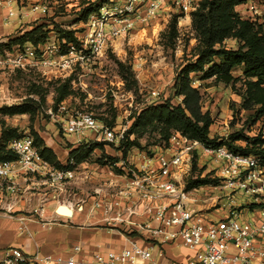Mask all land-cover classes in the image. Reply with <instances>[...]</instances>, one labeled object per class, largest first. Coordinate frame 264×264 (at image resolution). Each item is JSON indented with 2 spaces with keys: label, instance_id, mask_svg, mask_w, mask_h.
<instances>
[{
  "label": "built area",
  "instance_id": "2783aa9c",
  "mask_svg": "<svg viewBox=\"0 0 264 264\" xmlns=\"http://www.w3.org/2000/svg\"><path fill=\"white\" fill-rule=\"evenodd\" d=\"M201 1L100 0L81 34L74 31L76 43L60 41L55 33L38 45L16 42L26 31L0 38V70L38 71L48 81H66L77 74L78 65L90 73L105 58L109 44L138 24L155 20L166 7H176L190 17ZM262 1L247 0L238 12L260 21ZM0 11L4 26L23 28L45 18L50 9L42 0H0ZM47 113L68 136L91 134L93 143L108 145L125 138V129L109 127L91 112L72 111L66 101ZM9 149L16 158L0 163V198L27 191L25 185L37 177L48 178L53 185L75 178L73 170L52 167L30 136L13 139ZM198 149L213 163L216 182L188 190L182 179ZM139 157L137 165L127 169L123 162L116 163L121 169L110 178L108 193L96 191L105 201L102 211L98 214L92 207L88 213L97 226L119 232L125 246L98 245L89 257L81 245L68 256L28 254L12 247L3 252L0 264H264V166L259 157L226 146H206L180 132L172 133L163 150ZM239 192L253 199L246 211L234 207ZM38 208L31 213L44 219V206Z\"/></svg>",
  "mask_w": 264,
  "mask_h": 264
},
{
  "label": "rangeland",
  "instance_id": "374dc122",
  "mask_svg": "<svg viewBox=\"0 0 264 264\" xmlns=\"http://www.w3.org/2000/svg\"><path fill=\"white\" fill-rule=\"evenodd\" d=\"M42 1L50 9L45 18L25 24L23 28L15 24L6 26V32H0V38L30 31L38 25H44L48 35L55 33L61 36L63 33L60 30L77 31L80 35L87 16L99 8L100 0ZM164 10L167 11H162L155 20L138 24L134 31L109 44L105 58L94 64L83 79L86 87H73L70 84V94L64 98L70 110L91 112L109 127L125 129V133L134 127L130 140L137 141L138 145L129 147L126 155L124 149L119 148L120 144H104L102 148L88 138L73 153L67 151L73 145L69 139L74 136L66 137L60 124L47 113L48 108L56 105V91L63 81H48L38 71L0 70V87H3L4 97L0 99L1 109L10 105H25L27 109V113L21 115L3 113L0 115V126L16 128L19 137L30 136L34 141V133L48 132L56 142L54 151L57 160L47 161L56 170L75 172L74 179L55 185L48 178H35L36 182L30 181L25 185L28 190L24 192L30 197L38 199L39 203H51L53 208L74 209L88 216L89 210L94 207L99 214L105 201H102L103 196H97L96 191L102 195L108 193L110 178H114L121 169L116 163L123 162L127 169L137 165L139 154L150 157L165 148L167 133L171 135L176 128L149 118L147 123L138 124V117L151 106L167 101L173 105L182 103L183 98L176 94L175 84L180 69L193 59L198 33L192 15L185 17L176 7H166ZM175 17L178 18L176 22ZM225 45L236 49L238 42L227 39ZM233 74L236 78L242 77L241 70H235ZM202 76V73L192 74L191 85L200 91L202 112L211 114L212 138L230 141L240 134L245 146L263 135L264 119L254 124L251 118L254 111L240 109L245 92L242 82L238 81L232 87L215 83L213 78L203 80ZM54 133H57L56 137ZM52 140L49 141L53 144ZM213 167V163L199 149L195 150L188 173L183 176V185L190 186L203 178L213 179ZM234 200V207L241 211H246L247 203L253 201L240 192L234 195ZM223 202L228 203V200L224 199Z\"/></svg>",
  "mask_w": 264,
  "mask_h": 264
},
{
  "label": "trees",
  "instance_id": "16d2710c",
  "mask_svg": "<svg viewBox=\"0 0 264 264\" xmlns=\"http://www.w3.org/2000/svg\"><path fill=\"white\" fill-rule=\"evenodd\" d=\"M247 0H202L199 8L192 14L193 25L198 33V44L192 60H189L180 69L175 84L176 94L180 95L182 103L173 105L170 101L163 104L151 106L143 110L138 117L139 123H147V119L164 123L176 128L191 140H197L206 146H226L235 153L257 156L264 166V137H256L250 145L243 146L242 135H235L230 141L223 138H212L210 126L212 117L209 112L203 113L200 105L201 94L199 89L193 87L192 74L202 73V79H214L215 83L232 85L238 81L242 82L245 92L242 95L240 109L254 111V124L264 119V23L258 19L243 18L237 11V7L243 5ZM88 11V10H87ZM175 17L174 21H177ZM174 22V23H175ZM44 25L35 26L27 31L17 41H30L34 45L45 42L49 35ZM42 29L44 31H42ZM61 38L66 42H77L74 32H64ZM227 39L238 42L236 49L225 45ZM235 70H241L242 77L236 78ZM70 81L67 80L57 88L55 107L61 103L66 95L70 94ZM7 113L15 116L27 113L25 105H15L0 108V115ZM148 119V120H149ZM134 128V127H132ZM125 133V138L120 143L126 155L129 147L138 145L135 140H130L133 129ZM168 134V141L170 135ZM35 145L41 155L48 161L57 160L52 149L46 147L44 140L36 132L34 133ZM19 138L18 129L1 126L0 137V163L14 160L16 157L9 149L13 139ZM167 141V142H168ZM94 144V143H93ZM105 143H96V146L104 147ZM77 150V149H75ZM75 150L70 151L73 153ZM216 180L203 178L194 181L187 186L188 190L199 188Z\"/></svg>",
  "mask_w": 264,
  "mask_h": 264
},
{
  "label": "crops",
  "instance_id": "0c3cea01",
  "mask_svg": "<svg viewBox=\"0 0 264 264\" xmlns=\"http://www.w3.org/2000/svg\"><path fill=\"white\" fill-rule=\"evenodd\" d=\"M240 8L241 6L238 7L237 11ZM260 21L264 23V12ZM1 31L6 32V26L2 23V13L0 11ZM85 77H87L86 71L78 65L77 74L67 80H71L70 84L73 87H86L83 81ZM0 99H4L3 87H0ZM38 134L44 140L46 147L52 149L55 153L54 145H56V142L54 139L52 140L50 134L46 131H38ZM53 136L56 137L57 133H54ZM90 137V134L84 135L83 138L71 137L72 139L69 140L73 145L66 150L70 152L79 148L83 140ZM49 140H52L53 144ZM79 141L82 142L79 143ZM41 205L44 206V219L31 213V211L40 210L38 207ZM59 208H53L51 203H39L38 199L30 197L27 192L1 197L0 260L3 258V252L12 247L20 248L28 254L68 256L76 245H81L84 254L89 257L98 245L115 249L125 246V239L119 232L97 226L95 224L96 219L83 213H77L74 209H66L69 212L63 213L61 211L63 213L61 214ZM6 211L13 212L8 214ZM71 211L73 212L72 215H70Z\"/></svg>",
  "mask_w": 264,
  "mask_h": 264
},
{
  "label": "bare ground",
  "instance_id": "6f19581e",
  "mask_svg": "<svg viewBox=\"0 0 264 264\" xmlns=\"http://www.w3.org/2000/svg\"><path fill=\"white\" fill-rule=\"evenodd\" d=\"M61 211H64V212H65L66 209L61 207V208H59V212H60L61 214H63L64 212L62 213ZM70 215H71V214H70Z\"/></svg>",
  "mask_w": 264,
  "mask_h": 264
}]
</instances>
